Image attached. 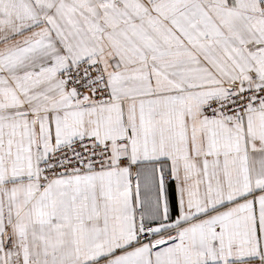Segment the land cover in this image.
Returning a JSON list of instances; mask_svg holds the SVG:
<instances>
[{
    "label": "snow or ice",
    "instance_id": "1",
    "mask_svg": "<svg viewBox=\"0 0 264 264\" xmlns=\"http://www.w3.org/2000/svg\"><path fill=\"white\" fill-rule=\"evenodd\" d=\"M0 264H264V0H0Z\"/></svg>",
    "mask_w": 264,
    "mask_h": 264
}]
</instances>
